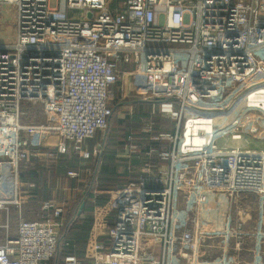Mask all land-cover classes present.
I'll list each match as a JSON object with an SVG mask.
<instances>
[{
    "label": "built area",
    "instance_id": "1",
    "mask_svg": "<svg viewBox=\"0 0 264 264\" xmlns=\"http://www.w3.org/2000/svg\"><path fill=\"white\" fill-rule=\"evenodd\" d=\"M5 7L16 27L15 44H0V185L12 178L11 197L0 198V264H52L66 206L45 200L43 219H26L36 196L21 166L97 158L87 140L107 129L113 88L128 98L135 76L176 131L157 134L149 121L128 134L126 156L140 166L110 193L108 242L95 241L87 263L62 264H264V143L197 147L181 129L184 114L223 117L252 94L262 100L240 117L264 139V0H0V16ZM24 103L42 104L45 122L23 124ZM158 142L170 149H145Z\"/></svg>",
    "mask_w": 264,
    "mask_h": 264
},
{
    "label": "trees",
    "instance_id": "2",
    "mask_svg": "<svg viewBox=\"0 0 264 264\" xmlns=\"http://www.w3.org/2000/svg\"><path fill=\"white\" fill-rule=\"evenodd\" d=\"M115 90L119 91L117 87ZM115 101L111 107L113 111L106 132L101 138L102 153L89 163L92 171L90 174L83 175L84 190L82 194L77 198L75 204L64 212L63 226L59 232L58 251L52 264H62L68 255H74L83 263H87L94 256V242H108V238L96 234V229L103 230L110 226L115 219L116 212L110 207V195H97L95 191L98 189L115 190L122 184L131 181L134 176L130 168L119 174L113 166L108 165H111L109 162L115 159L118 152L124 151L127 135L133 132L132 130L138 129L140 121H151L150 112L142 114L141 117L123 112V117L120 118L118 106L123 105L124 102L119 105V99ZM127 103L135 104L139 111L141 109L149 111V107L157 104H159V110L161 106V101L154 98H142L136 102L127 100ZM153 119L156 123L155 133L163 134L170 131V127L166 126L165 119L161 115H154ZM120 130L121 132H119ZM148 145L155 146L161 151L170 149L167 142L147 143L145 149L149 147ZM78 163L79 157L70 153L56 154L55 157L48 159L41 158L35 161L34 166L22 164L20 180L23 183H29L30 190L36 196L35 201L30 203L38 204L39 201L42 203L49 198L52 199L53 195L46 187L48 179H52L50 185L57 183L59 185L61 174H67L69 170L77 169ZM89 164L87 163V165ZM87 165L85 167H88ZM42 183L46 186H43ZM75 184H77L75 181L70 182V185L74 186ZM28 215H31L30 212H26V216ZM42 215L44 217V214Z\"/></svg>",
    "mask_w": 264,
    "mask_h": 264
},
{
    "label": "rangeland",
    "instance_id": "3",
    "mask_svg": "<svg viewBox=\"0 0 264 264\" xmlns=\"http://www.w3.org/2000/svg\"><path fill=\"white\" fill-rule=\"evenodd\" d=\"M54 2V1H53ZM7 15H1L0 16V35L2 36L1 44L6 45V46H12L15 44L14 39H6L4 38L3 35H6L7 37H11L14 34L15 31V22L13 21V16H14V10L12 8H6ZM9 11V12H8ZM12 19V20H11ZM9 28L11 30H9ZM137 81V80H136ZM135 81V82H136ZM134 82V83H135ZM144 91V90H143ZM141 93L137 92L136 96L132 94L131 97H128L127 100H131L132 102H136L138 100H141ZM127 100H125L123 105L118 106V110L120 111L119 117H123V112H128L129 114H136L137 116H142V114L146 112H150V117L151 121H154L153 119V113L155 115H161L165 119L166 126L170 127V131L167 133L173 134L176 131L177 127V121L172 119L171 117H168L164 113L160 111V108L158 110V105H152L151 108L149 107V111L147 109H141L140 111L137 110L135 104H129L127 103ZM262 99L257 97V95H248L245 98V102H241L240 106L235 109L234 112H229V110L226 109L225 114L223 117H218L215 118H207L204 116H200V114H190V117L188 116L189 114H184L182 117V125L181 129H183V133H185V127L187 126L190 128L193 133H191L192 136H189V133H187V138L189 139V142L191 145L194 146H205L208 142L215 141V144L218 148H222L225 150L231 149L232 146L236 144H242V146L247 147L251 146L252 144L256 143H264L263 137H258L255 135L249 134L247 132V124L244 125L242 119L240 116L243 115V113L246 110H249L246 104L249 105H258L259 102ZM21 110L25 113V116L22 119L23 124L29 125H41L45 122V114L43 113V106L40 103H24L22 105ZM155 111V112H153ZM135 116V115H134ZM217 117V116H216ZM159 118V117H158ZM149 121L142 120L140 121V125L138 126V129L144 128L146 124H148ZM186 125V126H185ZM241 129V132L239 130ZM137 130H132L136 133H138ZM106 130L103 132H98L96 136L93 139L87 140L88 144H92L95 146H99L102 152V146L100 144L101 138L105 134ZM121 132V130L119 131ZM240 134H239V133ZM246 132V133H244ZM131 133V132H130ZM200 133H202L200 135ZM241 135V136H239ZM128 136V135H127ZM206 140V141H205ZM86 143V145H87ZM85 145V146H86ZM113 148V147H112ZM125 150V148H124ZM112 162V163H111ZM113 166H116V164L119 165L118 168V173L121 171L123 172V169L125 168L124 164H120L118 162H115V160H112L109 162ZM32 165V164H29ZM111 165V166H112ZM110 166V165H108ZM79 175L82 176L80 179H76L77 184L70 185V178L67 176V174H61L60 176V183L56 185L54 184H49L52 182V179H48L47 181V186L42 183L43 186L48 187V190L51 192L50 194L53 195V198L49 200L55 201L58 204H65L66 209L73 206L77 200V198L82 194L84 190V179L83 175L90 174L91 171H86V169L79 168ZM79 176V177H80ZM74 180V179H73ZM135 180V179H134ZM82 182V184H80ZM129 183V182H128ZM80 184V186H78ZM126 183L122 184L121 186L117 187L115 190H119L123 186H125ZM76 189H73V188ZM75 190V192L73 191ZM111 191L113 190H96L95 193L98 195L102 194H108L110 195ZM32 192V191H31ZM12 193V178L11 176H8L2 185H0V198L1 199H9L11 197ZM49 194V195H50ZM48 196V195H47ZM253 202V201H252ZM26 212H30L31 215L26 216ZM16 210L14 208H10V221H9V232L12 237L15 236L16 233V228H17V220L15 217ZM253 214V213H252ZM23 215L25 216L26 219L28 220H41L43 219V215L41 213V203L40 201L38 204H31L30 202L24 207L23 209ZM82 220V219H81ZM3 223V218L0 216V224ZM81 224V223H78ZM2 230L0 229V235L2 236ZM2 241V240H1Z\"/></svg>",
    "mask_w": 264,
    "mask_h": 264
},
{
    "label": "crops",
    "instance_id": "4",
    "mask_svg": "<svg viewBox=\"0 0 264 264\" xmlns=\"http://www.w3.org/2000/svg\"><path fill=\"white\" fill-rule=\"evenodd\" d=\"M9 12V11H8ZM3 13H4V15L6 16L8 13H7V11L5 10H3ZM13 19V18H12ZM11 19V20H12ZM9 30H11L10 28H9ZM4 36V38H6V39H8V40H10V39H13V38H15V35L13 34L11 37H7L6 35H3ZM3 38H2V36L0 35V44L2 43L1 42V40H2ZM133 67L132 66H130V65H125L124 64V66H122V71L123 72H129L131 69H132ZM137 80V81H136ZM136 81V82H135ZM135 82V83H134ZM145 84V80L142 78V77H139V76H135L133 79H132V84H131V86H130V91H131V95L129 96V97H131L132 96V94H134L135 96H136V93L137 92H140V90L142 89V86ZM113 92H114V98H113V102H116L115 100H117V99H119V101H118V104L120 105L122 102H125V100H127L128 98H126V99H122V97H121V94H120V92L118 91H116L115 90V87L113 88ZM140 99H142V97L140 98ZM153 112H155V111H153ZM155 114L153 113V116H154ZM155 122V121H154ZM155 129H156V123H155ZM126 143H127V139H126ZM93 146L94 145H90V144H88L87 143V145H86V147H87V149H92L93 148ZM166 151H168V150H166ZM156 157V156H155ZM158 157V156H157ZM94 159H96V158H94ZM94 159H91V160H94ZM91 160H89V161H82L80 158H79V163H78V165H76V168L77 169H75V170H78L79 168H83V169H86V170H88V171H92V169L90 168V162H91ZM115 162H118V163H120V164H124L125 165V168L123 169V172H125L126 170H128L129 168L131 169V171H132V173L134 174V176H133V178H131L130 180L131 181H133L134 179H137V176H138V169H139V166H140V163H139V161L138 160H135L133 157H131V156H126V151L124 150L123 152H118V154L115 156ZM35 163V162H34ZM33 163V164H34ZM87 163L89 164V165H87ZM112 163V162H111ZM164 163H167V162H164ZM32 164V166H34ZM88 166V167H85V166ZM112 165V164H111ZM110 165V166H111ZM113 166V165H112ZM111 166V167H112ZM116 170H117V172H118V168H119V165L118 164H116V166H113ZM122 171L120 172V173H123ZM70 181H75L76 183H79V182H77V180H73V179H71ZM131 181H128V182H131ZM60 183V182H59ZM78 186H80V185H78ZM73 189H76L75 187L73 188ZM74 192H75V190H73ZM109 227V226H108ZM108 227L106 228V229H103V230H101V229H96V234H98L99 236H102V237H105V238H107V233H108Z\"/></svg>",
    "mask_w": 264,
    "mask_h": 264
},
{
    "label": "water",
    "instance_id": "5",
    "mask_svg": "<svg viewBox=\"0 0 264 264\" xmlns=\"http://www.w3.org/2000/svg\"><path fill=\"white\" fill-rule=\"evenodd\" d=\"M88 17H91V14H88Z\"/></svg>",
    "mask_w": 264,
    "mask_h": 264
}]
</instances>
